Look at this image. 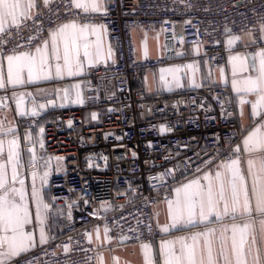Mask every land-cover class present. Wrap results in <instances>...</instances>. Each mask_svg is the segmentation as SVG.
<instances>
[{"label":"built area","instance_id":"1","mask_svg":"<svg viewBox=\"0 0 264 264\" xmlns=\"http://www.w3.org/2000/svg\"><path fill=\"white\" fill-rule=\"evenodd\" d=\"M67 21L102 24L115 61L86 70L84 105L99 124L83 120L80 107L55 108L40 128L39 161L61 156L65 164L64 172L48 179L50 195L76 207L72 219L61 220L59 236L14 256L10 264H94L95 228L127 245L160 238L154 206L171 200L175 183L191 172L213 160L230 161L239 152L241 134L235 108L227 102L229 87L148 94L139 86L143 74L188 60L195 45L211 65H222L229 34H248L249 53L264 45V0H105L101 10L50 0L0 31V55L36 48ZM135 27L161 32L159 56L137 57ZM161 126L170 131L162 134Z\"/></svg>","mask_w":264,"mask_h":264},{"label":"crops","instance_id":"2","mask_svg":"<svg viewBox=\"0 0 264 264\" xmlns=\"http://www.w3.org/2000/svg\"><path fill=\"white\" fill-rule=\"evenodd\" d=\"M49 1L0 0V31ZM74 1L80 8L101 10L105 0ZM132 36L138 58L161 54L159 30L135 27ZM249 44L248 34H229L222 65H211L195 45L188 60L143 74L139 86L148 94L229 87L227 102L235 108L241 134L239 152L175 183L173 198L153 209L161 231L157 240L127 245L95 228L90 235L98 250L94 264H264V45L249 53ZM114 61L105 27L77 21L56 26L32 50L0 55V264L59 236L61 220L69 219L68 205L75 211L72 200L50 195L48 179L64 172L65 164L61 156L39 161L40 128L52 120L55 108L80 107L83 120L99 124L84 105L86 70ZM169 68L171 91L160 79L161 69Z\"/></svg>","mask_w":264,"mask_h":264},{"label":"snow or ice","instance_id":"3","mask_svg":"<svg viewBox=\"0 0 264 264\" xmlns=\"http://www.w3.org/2000/svg\"><path fill=\"white\" fill-rule=\"evenodd\" d=\"M161 73H162V75H161L160 79H161V81L163 82V86H164L167 90L171 91V90H172L171 82H172V79H174V77H173V75H172V69H171V68H169V69H161ZM164 73H168V74L171 76V80H170V81L167 80V79L165 78ZM109 111H111V109H109ZM92 119H93V120L97 119V114H96V113H93V114H92ZM68 125H69V127H71V125H72V121H71V120L68 121ZM167 131H170V129L166 128L165 126H161V127H160V132H161L162 134L165 133V132H167ZM117 139H120V138L117 137ZM151 146H152V145L149 144V147H151ZM238 147H239V146H237V150H238ZM133 156L135 157L136 154L133 153ZM54 206H55V204H54V202H53V207H54ZM72 207H73V205H71V204L68 205V208H69V211H68V218H69V219H72V213H71V208H72ZM57 213H58V214H63V210H62V209H58V210H57ZM45 215H47V209L45 210Z\"/></svg>","mask_w":264,"mask_h":264},{"label":"water","instance_id":"4","mask_svg":"<svg viewBox=\"0 0 264 264\" xmlns=\"http://www.w3.org/2000/svg\"><path fill=\"white\" fill-rule=\"evenodd\" d=\"M249 59L252 61V59H253V55L250 54Z\"/></svg>","mask_w":264,"mask_h":264}]
</instances>
